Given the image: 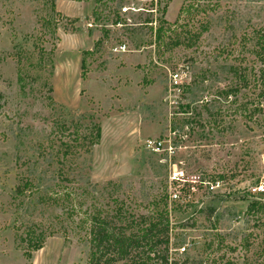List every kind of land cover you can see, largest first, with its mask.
Wrapping results in <instances>:
<instances>
[{
	"label": "rangeland",
	"instance_id": "obj_1",
	"mask_svg": "<svg viewBox=\"0 0 264 264\" xmlns=\"http://www.w3.org/2000/svg\"><path fill=\"white\" fill-rule=\"evenodd\" d=\"M184 3L118 31L87 28V2L0 0V264H88L84 218L118 227L122 205L167 206L172 264H264V212H247L264 203L249 194L264 184V0H191L178 19ZM159 138L172 155L145 148ZM174 171L218 186L189 197Z\"/></svg>",
	"mask_w": 264,
	"mask_h": 264
},
{
	"label": "trees",
	"instance_id": "obj_2",
	"mask_svg": "<svg viewBox=\"0 0 264 264\" xmlns=\"http://www.w3.org/2000/svg\"><path fill=\"white\" fill-rule=\"evenodd\" d=\"M190 2L191 0H185L179 9L178 19L184 14H190L192 9ZM160 34L161 29L158 31L159 38ZM260 39H264V36ZM83 67L84 62L82 61ZM95 137L96 141L100 139L99 128H97ZM69 200H71L69 193L63 195L62 201ZM78 205L81 208L83 204L78 203ZM166 208L167 206L164 209L157 206L148 214L135 215L124 211L122 205L116 209L115 214V219L120 225L118 227L112 220H108V216L88 214L83 220L87 227L86 236L90 249L88 264H116L120 261H124V264H172L173 262L169 261L172 258L170 235L173 225ZM247 212L263 213L264 203L253 201L248 206ZM161 246H164V251L160 254L158 248ZM38 249L39 246H36V250Z\"/></svg>",
	"mask_w": 264,
	"mask_h": 264
},
{
	"label": "built area",
	"instance_id": "obj_3",
	"mask_svg": "<svg viewBox=\"0 0 264 264\" xmlns=\"http://www.w3.org/2000/svg\"><path fill=\"white\" fill-rule=\"evenodd\" d=\"M66 4H83L90 3L92 17L91 20L86 24L87 28H99V29H117L123 31L126 29L141 26L143 24H149L157 27L158 18L162 19L161 10H159V4L161 0H55ZM152 17L149 23L137 24L135 20L140 17ZM157 31V28L155 32ZM111 52L113 54H125L129 53L128 45L123 42H115L111 44ZM173 84L178 86L180 83V75L174 73L171 76ZM144 146L147 150L157 154H171L174 152L170 142L162 139H147L144 142ZM172 180L175 181L176 187L183 188L187 184V188L191 191L188 196L190 197L197 190L194 185L199 183L201 186L208 188L209 191H214L217 188V184H211L207 182H201L199 178L193 177V180L185 178L183 171H174ZM249 194L254 196H264V184H257L253 188L251 187ZM170 200L173 202L181 201L180 191H171ZM186 247H182L180 252H185Z\"/></svg>",
	"mask_w": 264,
	"mask_h": 264
},
{
	"label": "crops",
	"instance_id": "obj_4",
	"mask_svg": "<svg viewBox=\"0 0 264 264\" xmlns=\"http://www.w3.org/2000/svg\"><path fill=\"white\" fill-rule=\"evenodd\" d=\"M62 9H63V11H66V10H68L67 8H64V7H63Z\"/></svg>",
	"mask_w": 264,
	"mask_h": 264
}]
</instances>
